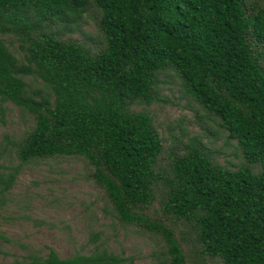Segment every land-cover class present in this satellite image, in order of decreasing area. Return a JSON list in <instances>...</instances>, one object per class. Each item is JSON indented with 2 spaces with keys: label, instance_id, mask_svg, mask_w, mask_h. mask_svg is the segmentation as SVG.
<instances>
[{
  "label": "trees",
  "instance_id": "obj_1",
  "mask_svg": "<svg viewBox=\"0 0 264 264\" xmlns=\"http://www.w3.org/2000/svg\"><path fill=\"white\" fill-rule=\"evenodd\" d=\"M163 77L236 141L238 163L202 137L167 144L134 110L161 100ZM0 102L31 119L6 138L20 165L0 164V207L22 167L77 157L106 217L164 240L162 264H264L263 0H0ZM128 261L97 246L35 264Z\"/></svg>",
  "mask_w": 264,
  "mask_h": 264
},
{
  "label": "rangeland",
  "instance_id": "obj_2",
  "mask_svg": "<svg viewBox=\"0 0 264 264\" xmlns=\"http://www.w3.org/2000/svg\"><path fill=\"white\" fill-rule=\"evenodd\" d=\"M85 31L99 41L90 17ZM73 37L82 39L78 33ZM5 40L21 57L19 42L12 37ZM163 80L161 100L150 107L135 106L134 110L151 113L167 144L176 138L202 137L219 162L238 163L236 141L229 140L227 133L205 116L177 78ZM30 126L28 114L11 103L0 102V164L7 168L20 165L6 138L18 139ZM90 173L88 163L77 157L20 169L16 184L0 207V264H35L36 258L47 259L51 250L60 258H69L76 253H92L97 246L126 258L127 264L163 263L165 257L157 255L167 250L164 240L124 228L105 216L102 195ZM189 249H193L190 244Z\"/></svg>",
  "mask_w": 264,
  "mask_h": 264
}]
</instances>
